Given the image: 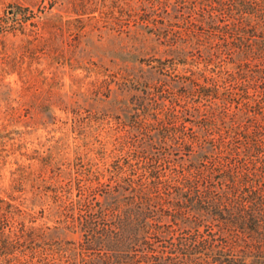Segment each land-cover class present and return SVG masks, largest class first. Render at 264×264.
I'll list each match as a JSON object with an SVG mask.
<instances>
[{"label":"trees","instance_id":"16d2710c","mask_svg":"<svg viewBox=\"0 0 264 264\" xmlns=\"http://www.w3.org/2000/svg\"><path fill=\"white\" fill-rule=\"evenodd\" d=\"M89 1L132 24L89 104L116 135L0 212V264H264V0Z\"/></svg>","mask_w":264,"mask_h":264},{"label":"rangeland","instance_id":"374dc122","mask_svg":"<svg viewBox=\"0 0 264 264\" xmlns=\"http://www.w3.org/2000/svg\"><path fill=\"white\" fill-rule=\"evenodd\" d=\"M88 3L0 0V212L43 195L41 179L82 177L88 164L101 165V145L111 148L115 121L90 118V98L103 90L101 72L116 68L111 37L132 24ZM27 208L37 214L40 206Z\"/></svg>","mask_w":264,"mask_h":264}]
</instances>
